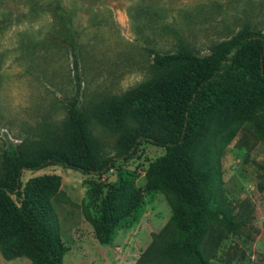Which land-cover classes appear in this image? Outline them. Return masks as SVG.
I'll return each mask as SVG.
<instances>
[{
  "label": "rangeland",
  "instance_id": "obj_1",
  "mask_svg": "<svg viewBox=\"0 0 264 264\" xmlns=\"http://www.w3.org/2000/svg\"><path fill=\"white\" fill-rule=\"evenodd\" d=\"M56 8L76 37L82 109L149 80L151 51L185 47L206 55L243 28L264 34V0H0V172L10 144L23 151L62 145L60 125L75 95V73ZM89 131L101 155L112 156L117 136L94 119ZM169 153L143 141L101 178L56 166L23 173V185L36 177L61 179L52 205L68 248L64 264H136L171 217L165 197L146 188L149 165ZM221 164L225 195L244 225L238 234L215 232L219 237L207 244L210 264H264V106L239 128ZM121 181L141 191L142 203L100 245L85 216L98 218L106 188Z\"/></svg>",
  "mask_w": 264,
  "mask_h": 264
},
{
  "label": "trees",
  "instance_id": "obj_2",
  "mask_svg": "<svg viewBox=\"0 0 264 264\" xmlns=\"http://www.w3.org/2000/svg\"><path fill=\"white\" fill-rule=\"evenodd\" d=\"M54 18L68 35L75 95L60 125L61 147L23 151L10 144L4 152L0 259L64 264L68 251L52 205L60 177H36L23 185L24 172L56 166L101 178L145 141L170 152L149 165L146 188L165 197L171 217L136 264H210L214 254L207 244L219 237L215 232L238 234L244 225L225 195L221 159L239 128L264 106V34L243 28L206 55L185 47L151 51L149 80L82 109L76 37L59 8ZM93 119L117 136L112 156L99 152L89 131ZM141 203V191L130 182L107 187L100 216H85L96 241L108 244Z\"/></svg>",
  "mask_w": 264,
  "mask_h": 264
}]
</instances>
